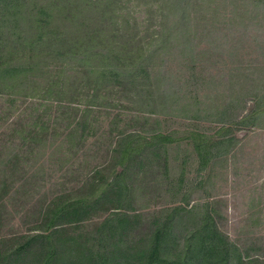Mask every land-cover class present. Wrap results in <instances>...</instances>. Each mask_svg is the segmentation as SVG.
Returning <instances> with one entry per match:
<instances>
[{"label":"rangeland","instance_id":"obj_1","mask_svg":"<svg viewBox=\"0 0 264 264\" xmlns=\"http://www.w3.org/2000/svg\"><path fill=\"white\" fill-rule=\"evenodd\" d=\"M165 1L124 0L118 11L119 29L136 34L132 53L147 59L136 86L104 77L72 96L81 75L50 61L32 76L30 96L0 89V264L21 236L51 231L45 219L57 198H98L122 168L128 211L118 212L148 223L174 207L201 216L208 206L244 261L264 260V0H200L189 41L176 32L164 43L145 39L177 19L164 9L161 20ZM155 135L167 139L149 141ZM197 144L206 149L201 159ZM112 205L64 224L66 249L51 264L101 255Z\"/></svg>","mask_w":264,"mask_h":264},{"label":"trees","instance_id":"obj_2","mask_svg":"<svg viewBox=\"0 0 264 264\" xmlns=\"http://www.w3.org/2000/svg\"><path fill=\"white\" fill-rule=\"evenodd\" d=\"M123 1L0 0V89L9 90L8 95L25 90V97L30 96L27 91L34 87L32 76L50 61L58 62L56 65L62 68L64 64H72L81 75L78 83H70L69 88H75L72 96L80 89L89 91L91 86H98L104 77L125 89L136 86L140 79L135 73L138 68L145 69L147 59L132 53L136 34L127 32L125 26L121 31L116 24L118 11L125 7ZM199 1L166 0L165 7L160 9L161 20L166 18L164 9L177 16L170 28L175 31L167 30L162 22V31L149 33L145 39L164 43L176 32L185 42L189 41L193 36L187 32L188 20L199 7ZM145 22L150 30L152 18ZM124 55H129L128 61L118 58ZM156 138L167 139L155 135L149 141ZM205 151L199 144L195 146L199 159ZM125 172L122 168L108 189L87 203H65L57 198L48 207L45 219L52 225L51 231L21 236L19 247L10 253L6 264H51L58 256L63 258L58 247L66 249L67 243L60 238L64 224L77 225L84 221L94 210L93 206L100 203L113 204L108 209L117 212L101 222V255L92 258L82 252L80 264H264V260H243L240 250L218 229L208 206L201 216L183 206L174 207L161 219L148 223L138 213L127 214L124 204L129 190L119 185ZM141 229L147 233L138 235ZM179 229H184V234Z\"/></svg>","mask_w":264,"mask_h":264}]
</instances>
